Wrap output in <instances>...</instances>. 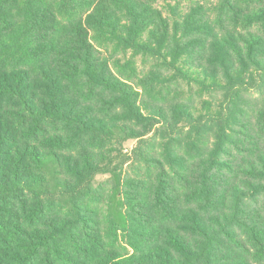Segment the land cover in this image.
I'll list each match as a JSON object with an SVG mask.
<instances>
[{
  "label": "trees",
  "instance_id": "1",
  "mask_svg": "<svg viewBox=\"0 0 264 264\" xmlns=\"http://www.w3.org/2000/svg\"><path fill=\"white\" fill-rule=\"evenodd\" d=\"M0 264H264V0H0Z\"/></svg>",
  "mask_w": 264,
  "mask_h": 264
}]
</instances>
